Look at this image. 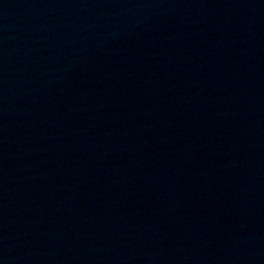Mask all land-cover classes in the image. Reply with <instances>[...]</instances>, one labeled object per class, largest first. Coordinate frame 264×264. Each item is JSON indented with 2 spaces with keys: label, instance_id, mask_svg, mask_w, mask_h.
Segmentation results:
<instances>
[{
  "label": "water",
  "instance_id": "95a60500",
  "mask_svg": "<svg viewBox=\"0 0 264 264\" xmlns=\"http://www.w3.org/2000/svg\"><path fill=\"white\" fill-rule=\"evenodd\" d=\"M0 264H264V0H0Z\"/></svg>",
  "mask_w": 264,
  "mask_h": 264
}]
</instances>
